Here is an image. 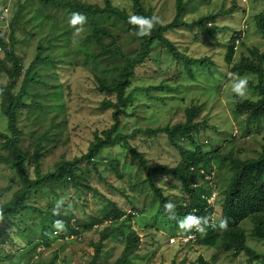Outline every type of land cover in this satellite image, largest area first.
Segmentation results:
<instances>
[{
	"label": "rangeland",
	"instance_id": "obj_1",
	"mask_svg": "<svg viewBox=\"0 0 264 264\" xmlns=\"http://www.w3.org/2000/svg\"><path fill=\"white\" fill-rule=\"evenodd\" d=\"M116 1L121 2L120 5L131 13L130 0ZM184 1L188 2V5L183 13L179 14L178 19L179 22L186 23L169 30L166 36L181 52L191 57H210L212 63L193 64L192 71H189L184 60L169 54L166 47L157 41L150 51L151 58L136 69L131 79L127 94L133 92V96L124 108L125 111L115 118V108H104L103 104L106 99L117 102V96L97 90L98 79L111 83L124 66L123 58H116L102 51L98 39L110 43V38L104 35L96 38L90 23L85 24L84 31L77 33L69 23L72 13L43 6L38 0H0L1 14L5 16L2 29L8 32V22H13L17 39L15 49L24 63L25 70L35 62L33 71L41 72L45 81L32 85V94L25 97V105L17 114L16 126L21 131L19 144L27 156V173L32 178L36 177L37 167L33 158L38 145L43 153L40 169L47 173L53 170L62 158L71 160L86 153L96 134H103L115 124L125 136H130L128 144L124 142L102 153L106 158L121 163V179H117L105 165L99 166L100 173L109 182L122 187V192L101 182L92 167L91 173L95 176L93 183L98 189L97 192L65 186L46 195L41 189L33 188L27 196L28 203L47 206L49 200L55 206L57 200L63 198L65 203L60 209L61 212L70 216L73 208V221L80 224L81 228L90 223L92 217L100 216V210L106 205V198L116 201L126 212L130 211L132 206L147 210L151 201V196H148V173L145 167H140L139 154L142 153L151 166L168 165L173 168L177 167L185 156L180 147L169 141L167 135L162 132L158 135L132 134L139 130L185 123L188 120L187 110L197 105L200 106V112L195 118V122L199 123L195 138L205 152L218 149L222 153L250 158L258 157L264 150V117L253 121L246 115H236L234 109L239 97L232 92L236 77L244 76L248 79V92L245 97L257 99L260 96L253 85H250L258 84V76L252 73L242 75L233 71L232 67L235 63H240L242 57L253 59V48H258L260 53H264V34L257 26V16L264 14V0ZM176 2L144 0V5L146 8L153 7L152 13L163 23H167L177 16ZM210 15L215 18L209 19ZM95 21L112 33L123 52L130 57L137 55L140 40L125 22L110 15L97 16ZM200 21L211 31L199 25ZM236 31H240V43H235V60L228 63L225 56ZM0 57L7 58L2 47ZM7 63L11 65L10 60H7ZM0 71V82L7 83L9 76ZM19 84L20 81L15 86L14 93L19 92ZM160 84L166 88H152ZM62 86L64 91L52 99L53 94L58 88L62 89ZM36 103L42 105L38 106ZM0 132L11 137L14 135L4 114L1 97ZM177 141L185 148H194L185 137L180 136ZM16 161L13 149L0 140V207L10 201L21 187ZM213 165V176L216 177L219 191L216 198V215L223 216L224 196L220 191H225L229 186L232 171L227 163L223 164V167L219 162H213ZM153 179L173 200H183L180 181L171 172L154 173ZM155 197H152L153 201L157 200ZM37 200L44 202L39 205L35 202ZM158 211L157 203L149 212L136 216L134 227L140 233L141 243L127 256L132 258L131 264H200L199 256L216 262L215 264H264L260 260L251 261L247 254L236 255L234 250H224L221 241L214 247L176 244L177 241L170 240L171 231L165 228L161 215L157 216ZM214 218L216 221L220 219ZM22 219L24 223L19 219L15 225L8 227L7 223L9 234L3 236L6 249L16 253V257L27 245L30 236L40 238L39 226L42 219L39 217V211L28 210ZM0 224H5L4 219H0ZM147 224L155 227L149 228ZM109 225V220L103 224L96 223L91 229H83L77 238L75 235L69 238L58 237L50 246H40L38 251H42L41 258L44 262H49L57 252L55 264H91L95 253L94 244L100 241L101 232ZM242 227L248 234L249 244L264 252V238L253 236L254 220L246 219ZM18 228L24 229L25 233L20 232ZM222 231L218 230L220 237ZM61 232L54 231L50 236ZM127 234L118 239H104L102 252L95 264H127L122 261ZM24 261L37 264L35 256H26ZM2 264L18 263L5 261Z\"/></svg>",
	"mask_w": 264,
	"mask_h": 264
},
{
	"label": "trees",
	"instance_id": "obj_2",
	"mask_svg": "<svg viewBox=\"0 0 264 264\" xmlns=\"http://www.w3.org/2000/svg\"><path fill=\"white\" fill-rule=\"evenodd\" d=\"M35 1V0H34ZM43 6L52 7L63 10L68 13L79 12L87 17V23L92 24L94 30V36L101 37L106 36L110 38V43H104L101 38L98 42L104 53H108L110 56L124 59V66L121 67L119 75L108 83L104 80L98 79L97 90L107 95H116L117 102H113L112 99H106L104 102V108H115L113 113L115 118H118L120 114L125 111L124 108L128 105L129 100L133 96V92L127 94V88L130 85L131 79L134 77L136 69L142 66L150 57V51L152 46L157 42L166 47L169 54L178 57L186 63V67L189 71H192V65L196 63L206 62L212 63L210 57H191L189 54L181 52L171 39L166 36L169 30H173L181 26L186 22H179V14L183 13L184 8L188 5V2L184 0H176L177 16L176 18L167 23H163L161 19L152 13V9L146 8L144 0H130L132 11L121 6V2L116 0H99L96 2L86 0H38ZM22 2H20V6ZM1 8V7H0ZM1 11V9H0ZM0 12V47L4 48L7 58L2 59L0 57V70L4 71L9 76L7 83L0 82V97L2 98L4 114L8 118L9 128L13 131V137L0 132V140L5 141L6 145L13 149V155L17 159L16 167L21 180V187L14 193L12 199L0 207V219H4L5 224H0V264L5 261H15L18 264H32V261H24L26 256H35L37 264H55V259L58 253H54V257L49 262L42 260V251H38V248L42 245L50 246L53 240L56 238H69V236L75 235L76 238L83 232V229H91L96 223L103 224L106 220L110 221V225L103 229L101 232V239L98 243L94 244L95 253L93 255V261L91 264H95L98 260L102 248L104 239L110 237L121 238L122 235H126V242L122 255V261L127 264L132 263V258L127 257L129 253L134 252L141 243L140 233L134 227L136 216L142 213L149 212V209L153 208L155 204L159 207L157 216L161 215L163 218V224L165 228L171 231L172 236L187 235L193 232H185L179 229L177 221L183 219L188 214H194L202 217L220 218L217 220L216 225L220 220L226 219L228 221V228L220 233L219 227H213L210 221L209 226L206 228L205 233H198L195 240L187 242H177L176 244L187 246L200 244L208 247H214L219 241L222 242L224 250H234L237 254H247L248 257L253 260H260L264 262V252L258 251L253 248L248 242V234L242 227V223L246 219H253L255 223V229L253 230V236L256 238H264V150L258 157L241 158L234 156L230 153H222L220 150L205 152L199 142L195 138V133L198 130L199 123L195 122V118L199 115L200 106L190 107L188 112V120L185 123H177L172 127L164 126L159 128H151L146 130H139L137 133L158 135L164 133L169 138V141L173 142L180 147L182 154L185 156L177 167H169L168 165L151 166L147 160L140 153L141 166L145 167L148 173L147 180L149 182L148 196H151L148 209H138L132 206L130 211L122 210L116 201L106 198V205L100 210L99 217H92L90 223H86L84 227H80L73 221L74 213L71 208L72 214L70 216L64 215L60 210V215L53 214L55 208L52 203L47 200V206L42 205L39 200L35 201L39 205H31L27 202V196L31 189L39 188L43 194H50L48 192L54 191L59 188L72 186L76 189H90L97 192V187L94 186L92 175V167L96 170V175L101 182H105L111 188H116L122 192L123 188L118 185L109 182L108 179L103 176L99 171L100 165H105L106 168L113 172L117 179H121L123 174L120 171L121 163L119 161L111 160L102 155L103 151L108 148L121 145L124 142L128 144V137L120 130L119 126L115 124L112 128L107 129L103 134H96L95 140L86 153L76 156L71 160L61 159L60 163L56 165L53 170L47 173H43L40 169L41 157L43 155L41 146H36L35 156L33 158L36 164V177L32 178L25 169V162L27 160L26 154L20 147L19 139L21 131L16 126L17 114L21 107L25 105V97L32 94L31 88L33 84L40 82L45 83L43 75L38 70L33 71L34 63L31 64L26 70L24 63L16 52L15 44L17 39L15 36V29L13 22H8V32H5L1 25L5 24V16ZM116 16L121 21L125 22L130 30L134 33L138 30V25L129 23V18L133 15L143 17H158L160 23L156 24L153 28L151 35L139 38L140 49L135 57H130L129 54L123 52L117 43L115 37L112 36L107 29L96 23L97 16ZM51 16V14H49ZM209 19H214L215 16H208ZM204 29L211 31V29L203 26V21L198 23ZM5 26V25H4ZM257 26L259 31L264 34V14L257 16ZM7 27H5L6 29ZM240 31H236L235 35L231 38V42L226 54V60L228 63H232L235 60L236 40L240 37ZM6 36L8 38H6ZM253 59L249 57H242L240 63H235L232 70L244 75L247 73L256 74L259 82L257 85H253L260 96L257 99L251 97H243L237 100L234 113L236 115H246L249 120L259 121L264 117V53H260L258 48L252 49ZM40 56L37 57L39 59ZM7 60L11 61V65H8ZM1 72V71H0ZM24 72V74H23ZM22 78V79H20ZM20 81V90L18 93H14V88ZM154 89L163 90V84L152 86ZM64 91V87L58 88L53 94L52 99L56 98L59 93ZM40 106L42 104L36 103ZM202 124V123H201ZM185 137L190 140L194 148H185L177 141L178 137ZM43 140V139H42ZM213 162H219V165L223 167V164L227 163L229 169L232 171L230 176L229 186L225 191H220L224 196V209L220 217L216 215L217 204L210 205L208 200L210 194L213 191V186L209 183V180L205 178L206 174H212L214 168ZM85 163V164H83ZM83 164V165H82ZM91 165V166H90ZM89 166V167H88ZM141 170V168H140ZM171 172L180 181V188L183 191V200H173L172 196L165 193L164 188L159 187L153 179L154 173ZM200 180V181H199ZM201 182L200 184L198 183ZM218 188V182L216 183ZM38 189V190H39ZM56 192V191H55ZM156 196L157 200H152V197ZM155 197V198H156ZM165 202H171L175 205L174 217H170L169 213L164 210ZM28 210L33 212L39 211V217L42 219L40 227V238L30 236V240L20 252L18 257L12 250H7L4 244V235L9 234L8 227L15 225L16 220L19 219L21 223H24L22 216ZM50 214V215H49ZM60 219L65 222L66 231H62L58 235L50 236L56 231L53 227L55 220ZM11 221V222H10ZM14 222V223H12ZM9 224L6 227V224ZM117 225V226H115ZM150 228L153 225H146ZM155 227V226H153ZM19 230V228H18ZM25 233L24 229L19 230ZM121 231V232H120ZM120 232V233H119ZM20 233L22 236L23 234ZM179 233V234H178ZM171 236V237H172ZM17 259V261H16ZM200 264H215L216 262L208 261L204 257L199 256ZM121 262V261H120ZM172 264H178L177 262ZM179 264H184L183 262Z\"/></svg>",
	"mask_w": 264,
	"mask_h": 264
},
{
	"label": "clouds",
	"instance_id": "obj_3",
	"mask_svg": "<svg viewBox=\"0 0 264 264\" xmlns=\"http://www.w3.org/2000/svg\"><path fill=\"white\" fill-rule=\"evenodd\" d=\"M69 23L75 28L77 33L84 31V26L87 23V17L79 12H74L71 15ZM129 23L138 25V30L135 31V35L139 38H144L151 35L153 28L156 24L160 23L158 17H143L133 15L129 18ZM79 25L77 28L76 26ZM240 38V37H239ZM236 40V43H240V39ZM232 92L243 98L247 95L248 92V79L244 76H237L234 80L232 86ZM65 201L63 198L57 200L53 214L59 216L60 209L63 207ZM164 210L169 213L170 217H174L175 205L171 202H165ZM211 224L213 227H219L221 230H226L228 228V221L226 219L220 220L219 224L216 225L215 221L210 217H202L194 214H188L183 219L178 220L177 224L180 230L185 232H190L192 229H195L199 233H205L206 228ZM53 227L57 232L66 231V225L63 220L57 219L53 223Z\"/></svg>",
	"mask_w": 264,
	"mask_h": 264
},
{
	"label": "built area",
	"instance_id": "obj_4",
	"mask_svg": "<svg viewBox=\"0 0 264 264\" xmlns=\"http://www.w3.org/2000/svg\"><path fill=\"white\" fill-rule=\"evenodd\" d=\"M214 170H213V173L212 174H206L205 178L209 180V183L213 186V191L212 193L210 194L208 200L210 201V205L211 206H214L216 204V198L217 196L219 195V191H218V188H217V184H216V177L213 176L214 174ZM215 221V223L217 222L215 220V218L213 217V219ZM198 233L196 230H194L193 232H190L189 234L187 235H177V236H173L171 237V241L174 242V241H177V242H187V241H191V240H195L198 236ZM201 234V233H200Z\"/></svg>",
	"mask_w": 264,
	"mask_h": 264
}]
</instances>
